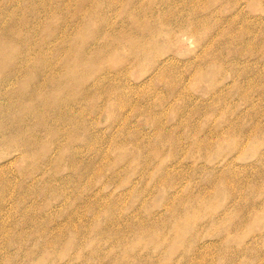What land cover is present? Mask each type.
<instances>
[{
  "label": "rangeland",
  "instance_id": "rangeland-1",
  "mask_svg": "<svg viewBox=\"0 0 264 264\" xmlns=\"http://www.w3.org/2000/svg\"><path fill=\"white\" fill-rule=\"evenodd\" d=\"M0 264H264V0H0Z\"/></svg>",
  "mask_w": 264,
  "mask_h": 264
},
{
  "label": "bare ground",
  "instance_id": "bare-ground-1",
  "mask_svg": "<svg viewBox=\"0 0 264 264\" xmlns=\"http://www.w3.org/2000/svg\"><path fill=\"white\" fill-rule=\"evenodd\" d=\"M190 12H191V11H190ZM157 29H158V28H157ZM159 30H160V29H159ZM159 30H156V31L158 32ZM223 31H224V29H223ZM225 31H226V30H225ZM225 31H224V32H225ZM139 34H140V33H139ZM139 34L137 33L136 35H138V36H139ZM121 36H122V35H121ZM129 39H132V38H131V36H130V38H129ZM131 41H135V40H131ZM138 45H140V43H139Z\"/></svg>",
  "mask_w": 264,
  "mask_h": 264
}]
</instances>
